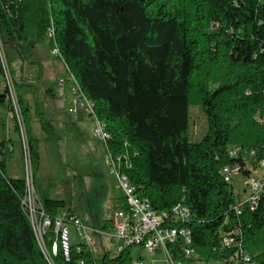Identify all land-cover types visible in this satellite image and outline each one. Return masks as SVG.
<instances>
[{
  "label": "trees",
  "instance_id": "trees-1",
  "mask_svg": "<svg viewBox=\"0 0 264 264\" xmlns=\"http://www.w3.org/2000/svg\"><path fill=\"white\" fill-rule=\"evenodd\" d=\"M45 40L95 102L110 133L107 149L137 191L158 211L179 202L190 208L184 225L200 259L264 264V191L238 217L223 174L230 166L250 177L264 160V0H0V44L28 125L22 90L33 86L17 78V64ZM195 102L207 119L200 141L189 134ZM0 103L11 110L1 60ZM41 127L60 139L50 120ZM29 133L35 174L39 139ZM8 144L0 141V264H131L130 248L98 258L78 239L69 259L59 248L51 263L23 205L25 176L8 172ZM43 204L51 217L62 208L59 200ZM232 225L242 228L249 263L219 249L221 231ZM56 236L52 225L44 235L49 253Z\"/></svg>",
  "mask_w": 264,
  "mask_h": 264
},
{
  "label": "rangeland",
  "instance_id": "rangeland-1",
  "mask_svg": "<svg viewBox=\"0 0 264 264\" xmlns=\"http://www.w3.org/2000/svg\"><path fill=\"white\" fill-rule=\"evenodd\" d=\"M40 44L42 51L37 49L31 54L26 53L23 61L17 64V78H24L29 82L32 81L33 84L32 88L22 90L29 106V125L26 123L29 137V132L34 135L44 134L40 120L48 115L65 114L70 120L76 121L78 127L68 124L65 126L66 124H60L61 118H54V121L60 124L56 132L66 133L64 136L66 140L62 147L55 145L53 140L47 145L43 144L40 162L34 174L35 190L43 203L47 199L59 200L62 205L60 211L71 209L84 218L95 239L93 252L96 257L100 258L105 251L114 255L117 253V241L111 236L114 229V213L124 202V192L117 186L114 167L119 168V162L122 160L111 155L106 143L95 133L97 124L95 118L81 110L78 118L75 119L69 112L68 101L64 99L70 96L73 81L67 80L65 87L59 85L57 78L59 75L66 78L68 70L61 58L50 53L48 40ZM53 62H55L54 67ZM224 70V68L215 70V78H221ZM46 89L53 90L54 99L46 97ZM51 90L49 91L52 92ZM63 90L67 93L66 97L60 94ZM85 116L89 119L87 120ZM12 124L15 126L10 108L7 104L0 103V139L7 137L8 132H11L12 137L17 140L15 153L7 160L8 172L22 176L24 162L21 142L18 130L14 131L11 128ZM206 131V115L201 103L195 102L190 107L191 141H200ZM73 134L75 137H68ZM252 179L264 182L261 166L254 170L250 177L238 171L233 173L232 185L238 201L247 197L248 181ZM135 249L134 258H137L141 249ZM146 257L149 255L146 254ZM185 264H224V262L200 259L197 255L194 260H187Z\"/></svg>",
  "mask_w": 264,
  "mask_h": 264
},
{
  "label": "built area",
  "instance_id": "built-area-1",
  "mask_svg": "<svg viewBox=\"0 0 264 264\" xmlns=\"http://www.w3.org/2000/svg\"><path fill=\"white\" fill-rule=\"evenodd\" d=\"M54 34V28L51 27L48 35L52 38ZM51 53L61 58V53L57 46L51 49ZM0 58L8 87V100L12 106L10 110L11 117L15 119V126L21 142L26 180V194L23 198V205L28 210L38 243L44 252L47 255L49 254L51 263L52 255H56L59 248L67 259L70 258L73 239H78L80 242L85 243L89 249L93 250L95 239L91 234V228L81 217L66 210H62L55 217H51L46 213L44 204L37 195L34 187L32 154L26 120L1 44ZM67 80L73 81L70 91L72 95L70 101L71 114L74 118H78L79 112L84 110L89 116L95 118L97 122L95 133L106 143L110 138V133L107 130L106 123L96 115L95 102L83 92L73 73L68 71L66 78H60L58 83L61 87H65ZM60 94L65 96V90L61 91ZM6 149L12 151L13 146L8 144ZM237 150L238 148H234L231 151L236 153ZM260 166L264 174V160H262ZM117 168L116 166L114 167L118 182L117 186L123 190L124 200L127 205L126 208L119 207L114 213V229L111 236L117 241V252L130 248L132 255L131 264H185L187 260H194L197 257V252L193 246V231L184 225L192 220L190 208L185 203L179 202L171 209L156 210L150 200L137 191L129 176ZM235 171L238 170L230 166L223 168L225 180L231 182ZM248 186L247 197L234 206V211L238 217L243 214L244 207L248 206L254 209L258 205L259 198L264 191V182L257 179L248 181ZM225 224L228 225V221ZM52 225L57 236L52 245V253H49L45 245L44 235ZM135 248L141 249V253L138 254L137 258H134ZM219 249L233 250L234 255L231 259L235 262H250V255L243 246L242 228L239 225H232L230 228L221 231ZM146 254L149 257H146Z\"/></svg>",
  "mask_w": 264,
  "mask_h": 264
},
{
  "label": "crops",
  "instance_id": "crops-1",
  "mask_svg": "<svg viewBox=\"0 0 264 264\" xmlns=\"http://www.w3.org/2000/svg\"><path fill=\"white\" fill-rule=\"evenodd\" d=\"M51 48V47H50ZM38 49V51H42V49H41V44H37V45H35L34 47H32L31 48V50H30V53H33V51L35 52L36 50ZM50 53H51V49H50ZM54 64H53V67L55 66V62H53ZM57 77V76H56ZM60 78H62V76L60 77V75H59V77L57 78V81L60 79ZM56 79V78H55ZM35 82V81H34ZM30 83L32 84V81H30ZM32 86H33V84H32ZM34 89H35V86H34ZM49 90H51V89H46L45 91H46V97H49V98H53L54 99V93H53V90H51L52 92H50ZM67 96V93H66V95L64 96V97H66ZM24 99H25V101H26V97L24 96ZM64 99V98H63ZM71 99H72V95L70 94V96L69 97H67V99H64V101H68V105H69V112H70V101H71ZM27 103V102H26ZM28 104V103H27ZM29 107V106H28ZM71 113V112H70ZM88 115V114H87ZM48 116H50V117H48ZM48 116H46V118H44V117H42L43 119H46V120H50L52 123H54V126H55V129H57V128H60V124H66L65 126H67V124L68 125H73L74 127H78V123L76 122V121H74V120H70L69 119V116H67V115H65V114H59V115H48ZM56 116V117H55ZM54 118H61V123L59 124L58 122H56V121H54L55 119ZM85 118L88 120L89 118H88V116H85ZM76 119V118H75ZM58 120V119H57ZM41 121V120H40ZM40 125H41V123H40ZM11 128H13L14 129V131H16V128H15V126H14V124H12L11 125ZM42 128V127H41ZM86 132V131H85ZM88 133V132H87ZM31 134H32V132H31ZM61 134V135H60ZM59 134V138L60 139H55V138H47V134L46 133H44V134H40V133H37V135L35 134H32L34 137H38V139H39V141H38V145H39V153L41 154V152H42V146H43V144L45 143V145H47V143H50V142H53L54 141V143H55V145H60L61 147L62 146H64V143H65V135H66V133H64V132H62V133H60ZM81 134V133H80ZM71 136H74L75 137V135L73 134V135H69L68 137H71ZM2 140H5V141H7L8 143H10L11 145H13V150L11 151V152H9L8 154H7V160H8V158L10 157V156H12L14 153H15V150H16V147H17V143H15V142H17V140L16 139H14L13 137H12V135H11V132H8V134H7V137H5V138H1L0 139V141H2ZM51 140H53V141H51ZM79 215V214H78ZM80 216V215H79ZM81 218H82V220L85 222V220H84V218L82 217V216H80Z\"/></svg>",
  "mask_w": 264,
  "mask_h": 264
}]
</instances>
